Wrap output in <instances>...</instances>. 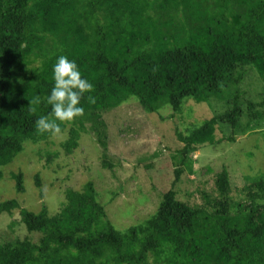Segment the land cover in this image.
I'll return each mask as SVG.
<instances>
[{
	"label": "trees",
	"instance_id": "16d2710c",
	"mask_svg": "<svg viewBox=\"0 0 264 264\" xmlns=\"http://www.w3.org/2000/svg\"><path fill=\"white\" fill-rule=\"evenodd\" d=\"M61 55L94 86L81 99L84 115L60 125L64 132L70 124L68 151L91 132L104 156V116L130 98L146 113H180L189 100L227 102L224 112L176 131L185 159L215 142L219 123L241 126L247 66L264 82V0H0V179L25 142L46 135L36 121L51 113L46 98ZM263 105L264 97L248 107ZM175 172L178 180L182 168ZM14 178L21 191L22 173ZM245 180L244 200L236 201L223 170L210 208L169 189L153 214L124 230L108 218L92 182L67 189L54 215L0 200V217L19 208L28 231L41 234L0 242V264H264V174Z\"/></svg>",
	"mask_w": 264,
	"mask_h": 264
},
{
	"label": "rangeland",
	"instance_id": "374dc122",
	"mask_svg": "<svg viewBox=\"0 0 264 264\" xmlns=\"http://www.w3.org/2000/svg\"><path fill=\"white\" fill-rule=\"evenodd\" d=\"M149 16L155 15L149 9ZM242 106L246 113L241 126L234 130L227 123L215 129V142L198 147L182 158L183 146L176 131L187 132L204 119L227 109V102L211 99L197 104L189 100L180 113L169 107L146 113L130 98L108 112L106 121L107 152L91 132H81L75 148L68 151V124L63 138L49 133L24 143L14 160L2 167L0 200L16 199L22 208L35 213L46 207L50 215L62 207L67 189L81 190L92 182L98 201L113 225L124 230L153 214L164 192L176 191L177 198L192 205L210 208L218 197L216 179L227 170L230 195L243 201L245 177L264 174V105L250 112L249 103H260L264 82L252 66L241 84ZM257 116H254V113ZM247 113H253L249 117ZM106 158L112 166H105ZM182 168L176 180V169ZM22 173V190L14 178ZM40 233H31L22 223L20 209L0 217V242L28 238L37 241Z\"/></svg>",
	"mask_w": 264,
	"mask_h": 264
},
{
	"label": "clouds",
	"instance_id": "9594fccd",
	"mask_svg": "<svg viewBox=\"0 0 264 264\" xmlns=\"http://www.w3.org/2000/svg\"><path fill=\"white\" fill-rule=\"evenodd\" d=\"M52 72L54 86L46 98L47 104L51 106V113L36 121V130L39 134L49 133L53 138H63L61 123L72 122L84 115L85 110L80 106L81 99L86 93H91L94 86L82 78L76 62L65 55L57 57ZM89 100L94 103L90 96ZM36 103H40L39 98Z\"/></svg>",
	"mask_w": 264,
	"mask_h": 264
}]
</instances>
